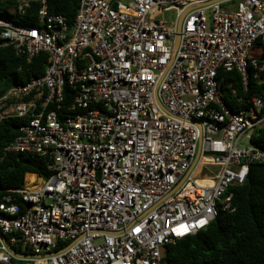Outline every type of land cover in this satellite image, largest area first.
Wrapping results in <instances>:
<instances>
[{"label":"built area","instance_id":"obj_1","mask_svg":"<svg viewBox=\"0 0 264 264\" xmlns=\"http://www.w3.org/2000/svg\"><path fill=\"white\" fill-rule=\"evenodd\" d=\"M49 1L16 0L35 24L0 16L2 46L47 54L0 95V121L27 119L5 150L50 172L2 196L0 264H167L264 165V91L225 75L264 83V0H79L72 25Z\"/></svg>","mask_w":264,"mask_h":264},{"label":"trees","instance_id":"obj_2","mask_svg":"<svg viewBox=\"0 0 264 264\" xmlns=\"http://www.w3.org/2000/svg\"><path fill=\"white\" fill-rule=\"evenodd\" d=\"M16 3V0L0 2V16L22 24H35L39 3H33L23 15L15 11ZM78 6L79 0L49 1L50 12L64 15L69 25L74 23ZM46 62L47 54L43 52L28 62L24 56L17 55L11 46H2L0 42V83H4L0 88V95L13 85L43 75ZM225 75L227 81H233V88L237 90L239 96L251 98L263 94L264 83L252 80L245 92L237 71L226 72ZM231 99H227L226 102L235 110L238 106L233 98ZM26 122L25 118H8L0 121V200L5 194L16 196L14 189L23 187L28 173L44 177L50 175L44 160L38 155L5 150ZM252 143L264 149V129H258L253 133ZM33 179V175H28L29 182ZM231 191L234 193L235 210L221 213L206 229L169 245L164 252V262L264 264V165H251L246 181L232 187ZM17 202H20V199L17 198Z\"/></svg>","mask_w":264,"mask_h":264},{"label":"water","instance_id":"obj_3","mask_svg":"<svg viewBox=\"0 0 264 264\" xmlns=\"http://www.w3.org/2000/svg\"><path fill=\"white\" fill-rule=\"evenodd\" d=\"M186 12H187V11H184V12L182 13L181 17H180L179 24H178V28H179V30L181 29L182 22H183V17H184V15H185ZM178 42H179V35H178V37H177L176 47H177V45H178Z\"/></svg>","mask_w":264,"mask_h":264},{"label":"rangeland","instance_id":"obj_4","mask_svg":"<svg viewBox=\"0 0 264 264\" xmlns=\"http://www.w3.org/2000/svg\"><path fill=\"white\" fill-rule=\"evenodd\" d=\"M261 51V48L256 47L254 50L251 51V56L258 55ZM4 86V83H0V88Z\"/></svg>","mask_w":264,"mask_h":264},{"label":"bare ground","instance_id":"obj_5","mask_svg":"<svg viewBox=\"0 0 264 264\" xmlns=\"http://www.w3.org/2000/svg\"><path fill=\"white\" fill-rule=\"evenodd\" d=\"M201 182H203V183H209L208 179H205L204 181L202 180Z\"/></svg>","mask_w":264,"mask_h":264}]
</instances>
